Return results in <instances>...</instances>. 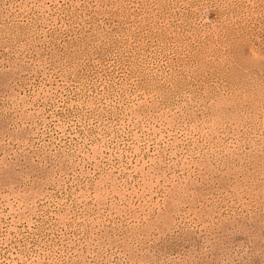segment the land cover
<instances>
[{"label":"rangeland","instance_id":"obj_1","mask_svg":"<svg viewBox=\"0 0 264 264\" xmlns=\"http://www.w3.org/2000/svg\"><path fill=\"white\" fill-rule=\"evenodd\" d=\"M0 264H264V0H0Z\"/></svg>","mask_w":264,"mask_h":264}]
</instances>
